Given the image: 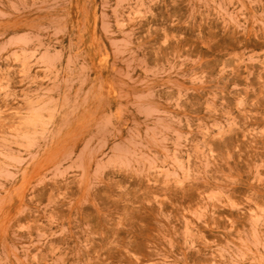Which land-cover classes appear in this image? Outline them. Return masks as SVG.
I'll use <instances>...</instances> for the list:
<instances>
[{
    "label": "rangeland",
    "instance_id": "obj_1",
    "mask_svg": "<svg viewBox=\"0 0 264 264\" xmlns=\"http://www.w3.org/2000/svg\"><path fill=\"white\" fill-rule=\"evenodd\" d=\"M0 264H264V0H0Z\"/></svg>",
    "mask_w": 264,
    "mask_h": 264
}]
</instances>
